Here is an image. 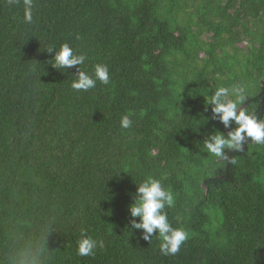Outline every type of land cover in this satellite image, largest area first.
I'll return each instance as SVG.
<instances>
[{"label":"trees","instance_id":"trees-1","mask_svg":"<svg viewBox=\"0 0 264 264\" xmlns=\"http://www.w3.org/2000/svg\"><path fill=\"white\" fill-rule=\"evenodd\" d=\"M33 2L25 23L23 0H0V264H264V145L228 151L235 163L204 146L227 132L206 110L217 87H244L264 119V0ZM64 43L109 84L73 90L79 66L46 50ZM149 176L188 233L174 255L131 228ZM82 235L103 247L80 256Z\"/></svg>","mask_w":264,"mask_h":264},{"label":"clouds","instance_id":"clouds-1","mask_svg":"<svg viewBox=\"0 0 264 264\" xmlns=\"http://www.w3.org/2000/svg\"><path fill=\"white\" fill-rule=\"evenodd\" d=\"M19 0H9L10 4L18 3ZM24 21H33V0H23ZM49 53L55 51L54 62L51 65L57 69H68L79 66L71 87L76 91H88L96 86L97 81L107 85L110 82L109 67L106 64L97 63L94 72L90 75L81 69L87 59L86 54H77L74 49L64 43L59 50L46 49ZM231 94L232 98H229ZM206 98L207 105H211L212 120L221 123L227 132L214 129L204 139V146L214 157L221 160H230L228 151L243 152L250 142L264 145V119H260L255 111L244 107L249 96L242 86L234 85L231 89L217 87ZM121 127H131L130 115H123ZM227 150V151H226ZM235 163V160H230ZM134 195V203L129 206L131 228L143 230V239L151 241L153 234L157 233L160 238V251L165 255L176 254L187 239L188 233L183 228H173L167 218L165 207L174 204V195L167 190L160 179L152 176L137 184ZM136 218H139L137 221ZM155 235V236H156ZM78 254L80 256L93 255L97 247H103V242L88 235H82L77 241ZM23 264H36L35 258L25 259Z\"/></svg>","mask_w":264,"mask_h":264},{"label":"flooded vegetation","instance_id":"flooded-vegetation-1","mask_svg":"<svg viewBox=\"0 0 264 264\" xmlns=\"http://www.w3.org/2000/svg\"><path fill=\"white\" fill-rule=\"evenodd\" d=\"M263 101V100H262Z\"/></svg>","mask_w":264,"mask_h":264}]
</instances>
